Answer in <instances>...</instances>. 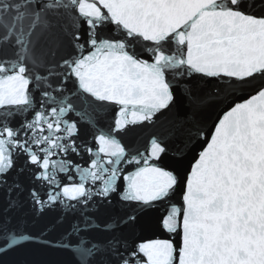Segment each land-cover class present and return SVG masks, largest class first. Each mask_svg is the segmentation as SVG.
Here are the masks:
<instances>
[{"label":"snow or ice","instance_id":"obj_1","mask_svg":"<svg viewBox=\"0 0 264 264\" xmlns=\"http://www.w3.org/2000/svg\"><path fill=\"white\" fill-rule=\"evenodd\" d=\"M0 264H264V0H0Z\"/></svg>","mask_w":264,"mask_h":264}]
</instances>
